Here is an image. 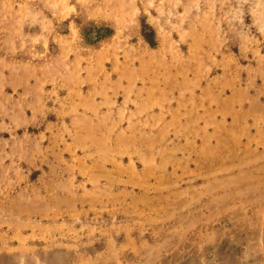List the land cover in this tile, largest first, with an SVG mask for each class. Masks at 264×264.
Wrapping results in <instances>:
<instances>
[{
  "label": "rangeland",
  "instance_id": "1",
  "mask_svg": "<svg viewBox=\"0 0 264 264\" xmlns=\"http://www.w3.org/2000/svg\"><path fill=\"white\" fill-rule=\"evenodd\" d=\"M0 264H264V0H0Z\"/></svg>",
  "mask_w": 264,
  "mask_h": 264
},
{
  "label": "crops",
  "instance_id": "2",
  "mask_svg": "<svg viewBox=\"0 0 264 264\" xmlns=\"http://www.w3.org/2000/svg\"><path fill=\"white\" fill-rule=\"evenodd\" d=\"M47 27V26H46ZM56 27V26H55ZM39 28H40V31L41 32H43V35L44 36H41V35H36V36H41L42 38H45V35H46V33H45V28H43L41 25H39ZM42 28H43V30H42ZM51 28V27H50ZM40 33V32H39ZM74 50V48H73V45L71 46V53H72V51ZM62 54H63V52H62ZM131 69H133V68H131ZM134 72H135V74H139V71H140V69L136 66V65H134ZM61 70H59V75H58V78H60L61 76H62V74H61ZM135 79V78H134ZM140 82V78L138 79V81H137V83L136 84H138ZM145 102V101H144ZM201 133H203V134H205V132L204 131H202L201 129L199 130V134H201ZM221 177V175H214V178H220Z\"/></svg>",
  "mask_w": 264,
  "mask_h": 264
},
{
  "label": "trees",
  "instance_id": "3",
  "mask_svg": "<svg viewBox=\"0 0 264 264\" xmlns=\"http://www.w3.org/2000/svg\"><path fill=\"white\" fill-rule=\"evenodd\" d=\"M147 30H149V27H148L147 25H145V26H144V31H147ZM110 32H111V31L109 30L108 35L110 34ZM91 34H92V32H89L88 35H87V38H90V37H91ZM145 34H146V33H145ZM146 37H147V39L150 40V42H151L152 38H150V37L147 36V35H146ZM151 43L153 44V43H155V42L153 41V42H151Z\"/></svg>",
  "mask_w": 264,
  "mask_h": 264
}]
</instances>
